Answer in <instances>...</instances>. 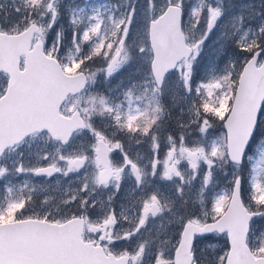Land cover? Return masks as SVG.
<instances>
[{
	"label": "rangeland",
	"instance_id": "rangeland-1",
	"mask_svg": "<svg viewBox=\"0 0 264 264\" xmlns=\"http://www.w3.org/2000/svg\"><path fill=\"white\" fill-rule=\"evenodd\" d=\"M168 5L183 8L193 53L157 89L149 23ZM31 27L36 38L50 40V53L66 59L68 71L86 65L91 71L94 91L71 99L66 109L80 110L95 128L65 147L39 133L10 152L0 164V222L43 217L58 223L85 213L98 236L130 251L136 264H170L183 224L218 218L237 177L247 206L264 210V103L240 166L228 161L223 129L241 68L257 50L264 57V0H0V33ZM7 80L0 74V96ZM133 90L140 92L136 98ZM164 114L172 115L179 131L171 134L179 141L162 134L161 161L155 155L161 137L149 132ZM99 139L115 157L106 185L98 183ZM89 155L93 160L76 169ZM250 245L255 255L264 254V216L252 225ZM194 246L198 264H223L227 255L223 235L200 237Z\"/></svg>",
	"mask_w": 264,
	"mask_h": 264
},
{
	"label": "water",
	"instance_id": "water-1",
	"mask_svg": "<svg viewBox=\"0 0 264 264\" xmlns=\"http://www.w3.org/2000/svg\"><path fill=\"white\" fill-rule=\"evenodd\" d=\"M180 18V9L169 6L163 15L149 25V39L153 54L151 72L158 88H161L165 75L173 71L183 58H188L191 54V49L185 45ZM22 53L24 52L21 51L19 54ZM259 54L260 51H257L245 64L239 77L231 110L224 122L228 157L231 163H241L264 99V60L261 66H256ZM17 60L18 57L11 59L6 67H0V71L9 70L10 72L9 90L0 100V104L7 103L10 91L14 88L17 75L14 72V65ZM47 61L48 65L44 66L42 72L39 71V75L45 80H50V85H60L59 89L53 96L49 93L48 85L44 81L41 85H37L41 96L35 99L30 98L28 102L24 99L22 104H16L14 112L21 109L18 116H15L16 122H12L7 128L1 127L0 155L6 147L13 146L32 132L47 131L53 139H60L62 145H66L71 134L81 128L82 123L76 114L71 118H65L59 114V107L69 93L74 94L79 90V88L69 90L65 85H84L85 81L79 76L78 83L71 81L73 77H62L57 62L51 59ZM26 68L24 72H19L20 75L28 71L27 63ZM4 122L5 120L2 123ZM98 159L105 165L106 170L101 174V183H105L110 178L108 163L105 158H100V155ZM239 186V180H237L227 209L216 222L203 227L191 223L185 224L179 245L175 250L174 264H191L190 251L194 235H206L214 231L220 234L227 232L230 248L225 264H264V257L254 258L245 244L249 222L257 216V213H248L241 201ZM45 230L50 239L42 246L36 238L38 240V237L43 236ZM81 230V223L77 220H71L61 226L38 221L1 224L0 264H126L125 258L120 260H114L112 256L106 258L101 252H95L91 245L83 243L80 240ZM66 235L72 240L74 251H69L67 256H59V250L53 251L57 243L55 240L60 239L58 242L61 243L62 240L65 241ZM34 240L35 246L32 245ZM49 246L52 249L48 250Z\"/></svg>",
	"mask_w": 264,
	"mask_h": 264
},
{
	"label": "flooded vegetation",
	"instance_id": "flooded-vegetation-1",
	"mask_svg": "<svg viewBox=\"0 0 264 264\" xmlns=\"http://www.w3.org/2000/svg\"><path fill=\"white\" fill-rule=\"evenodd\" d=\"M157 155H158L159 159H162V155H163V142L161 140H160V146L157 149ZM161 263H162L161 261H156L153 264H161ZM170 264H172V262Z\"/></svg>",
	"mask_w": 264,
	"mask_h": 264
}]
</instances>
